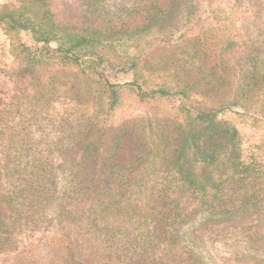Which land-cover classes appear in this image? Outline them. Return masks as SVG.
I'll list each match as a JSON object with an SVG mask.
<instances>
[{"label": "rangeland", "instance_id": "1", "mask_svg": "<svg viewBox=\"0 0 264 264\" xmlns=\"http://www.w3.org/2000/svg\"><path fill=\"white\" fill-rule=\"evenodd\" d=\"M47 3L53 22L59 27L118 32V38L97 46V54L104 62L96 69L97 73L88 57H84L86 61L79 66L58 64L45 69L46 77L55 70L59 73V80L53 85L65 92L60 96L75 97V100L61 97L54 100L48 107V117L40 116L29 127L31 138L40 139L39 157L51 164L57 189L67 192L61 217L55 219L57 205L50 207L48 216L42 209L40 212L47 219L55 220L48 226L42 216H38L34 236L52 232L66 237L72 242L73 258L79 264H188L167 258L155 246L143 247L134 253L126 252V244L118 249L120 240L127 241L139 234L147 237V232L155 236L153 228L160 214L153 216L149 223L151 229L142 225V212H131L126 221V186L128 178L139 179L138 167L134 165L128 170L118 167L115 173L108 174L109 156H114L112 160L124 166L131 165L137 156H150L146 155L148 151L161 156L163 147L169 150L173 147L172 123L185 124L177 98L139 101L135 88L127 85L135 81L143 90L157 86L184 90L188 94L187 106L202 111L233 102L239 105L243 100L242 88L253 69L252 61L264 63V0H180L182 9L170 21L161 28L140 33L138 31L147 24L151 7L164 10L168 0H47ZM19 5V0H0V7L17 9ZM199 38L200 42H193ZM20 43L31 50L35 48L31 33L10 36L0 26V108L14 95L23 102V97H31L34 91L32 70L36 65L32 67ZM57 45L52 42L50 48ZM205 48L218 50L213 55L218 62L214 73L201 70L204 52L208 54ZM132 63L136 66L133 71L127 69ZM42 79L46 84L49 81ZM103 81L119 86L116 104L111 110L107 109V94L101 90ZM206 83L215 85L208 90ZM259 92H264V88H256L253 104L257 106L249 112L244 107L234 106L218 118L236 129L241 160L251 159L256 166L264 165L263 114L253 113L254 110L264 112V100L257 97ZM251 115L257 121L250 118ZM89 130L88 141H92L94 150L87 152L86 156L91 159L83 163V168L76 169L79 176L76 175L74 186L65 179L64 169L66 163L80 159L84 144L81 142ZM146 172L162 175L156 168L146 169ZM119 173H123V177ZM263 181L247 178L236 185L223 184L222 207L244 203L257 206L233 215L219 214V219L205 220L194 227L189 237L202 256L199 264H264V191L258 192L264 186ZM84 183L92 187L80 188ZM180 202L187 211L199 206L197 200L187 198L186 194ZM91 225H96L97 230ZM104 225H110L111 231L101 230ZM9 229L17 248H21L27 241L29 229ZM250 237L253 239L248 243ZM106 238L114 240L99 246V253L93 250L92 240L101 242ZM105 254L111 258H104ZM4 257L0 253V260ZM0 264L3 263L0 261Z\"/></svg>", "mask_w": 264, "mask_h": 264}, {"label": "trees", "instance_id": "2", "mask_svg": "<svg viewBox=\"0 0 264 264\" xmlns=\"http://www.w3.org/2000/svg\"><path fill=\"white\" fill-rule=\"evenodd\" d=\"M19 2L17 9L0 7V26L6 35L18 36L23 32L32 34L35 41L34 50L21 43L19 47L32 62V67L36 65V68L32 70L34 77L32 96L29 98L24 96L23 102H20L21 98L14 95L7 105L0 108V253L5 256L0 261L3 264H79L73 258L72 242L66 240V237L57 236L52 232L40 237H35L33 234L38 216H42V220L48 226H52L54 220L61 217L65 210L63 200L67 192L64 189H57L56 176L50 169L51 164L39 157L42 150L37 148L40 139L35 141L31 138L29 127L33 120H38L40 116L48 117V107L54 100L60 97L68 101L75 100V97L60 96V93L65 95V92H60L53 85L54 81L59 80V73L55 70L46 77L45 69L58 64L79 66L86 61L84 57H88L97 73L96 69L104 63L103 58L97 54V46L117 39L118 32L59 27L52 20L47 0H19ZM179 2L180 0H168L164 10L151 7L147 15V24L138 33L161 28L166 21H170L181 11ZM200 41V38L193 40V42ZM52 42L58 44L56 48H50ZM208 47L214 46L208 45ZM205 51L208 52V54L204 52L206 70L204 66L201 70H211L209 73H214L218 62L214 61L213 55H216L218 50L214 52L211 48H205ZM206 56L210 60L206 61ZM252 65L248 82L242 88L243 100L239 105L238 102H233L204 111L187 106L188 94L184 90H173L166 86L143 90L135 81L127 85L135 88L139 101L177 98L180 101L179 112L185 124L172 123L175 133L173 147L171 150L163 147L160 151L161 156H156L158 152L148 151L146 155L150 156H137L129 166L120 165L112 160L114 156H109L111 161L108 174L115 173L118 167L125 170L134 165L138 167L139 179L128 178L126 186V221L128 216L131 217V212H142L144 217L142 225L146 229L149 227L151 229L152 225L149 223L153 221V216L160 214L153 228L155 236L148 235L147 232V237L139 234L127 241L120 240L118 249L126 244V252L134 253L137 249L155 246L169 259L199 264L202 256L195 249L194 241L190 239L194 227L201 225L205 220L219 219L217 218L219 214L227 216L256 208V203L247 205L244 203L237 207L220 205L224 200L225 182L236 185L240 180L247 178L264 180V165L256 166L251 159L247 162L242 161L238 151L236 129L231 123L218 119L222 112L232 110L234 106L244 107L246 112L257 106L253 103H255L256 88L261 90L264 88V63L252 61ZM135 67L132 63L127 69L133 71ZM42 78H48V83H44ZM103 83L104 85L100 83L101 90L103 94H107V109L111 110L115 107L119 86L108 85L105 81ZM193 84L188 86L192 87ZM214 85L206 83L205 87L210 90ZM259 96L263 101L264 92H259L257 97ZM253 113H262L264 121L263 111L254 110ZM250 118L257 121L253 115ZM90 134V130L84 134L80 159L75 161L74 158L66 163L65 179L71 185H76L75 177L79 176L76 169L81 170L83 163L91 159V156H86L87 152L94 150L92 141L90 143L88 141ZM225 156H228L227 159ZM149 168L161 170L162 175L145 173ZM119 174L122 177L124 175ZM262 184L264 185V181ZM79 187L83 189L92 186L90 183H84ZM182 188L185 191H182ZM261 191H264V186L258 192ZM185 194L187 198L197 200L199 206L187 211L180 202ZM137 197L141 200H137ZM133 199L136 202L133 203ZM53 205H57L58 208L56 218L51 221L40 211L46 210L48 216ZM9 227L13 230L16 227L29 229L27 241L21 248H17L16 239L13 238V232ZM91 227L97 230L96 225ZM108 227L111 226L104 225L100 229L111 231ZM252 239L253 237H250L247 242L250 243ZM113 240L106 238L99 242L94 239L92 248L99 253V246L106 242L111 243ZM118 251L121 255L120 250ZM10 253L13 254L12 257L8 256ZM108 254H105L104 258H111Z\"/></svg>", "mask_w": 264, "mask_h": 264}]
</instances>
